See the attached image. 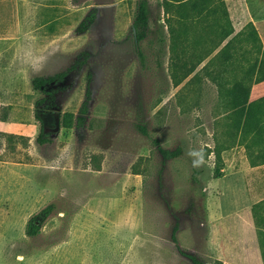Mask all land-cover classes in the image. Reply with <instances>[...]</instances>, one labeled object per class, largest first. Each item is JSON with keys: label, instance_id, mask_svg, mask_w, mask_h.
Instances as JSON below:
<instances>
[{"label": "rangeland", "instance_id": "rangeland-1", "mask_svg": "<svg viewBox=\"0 0 264 264\" xmlns=\"http://www.w3.org/2000/svg\"><path fill=\"white\" fill-rule=\"evenodd\" d=\"M148 1L139 39V0H0V264H219L205 186L231 161L217 154L243 141L264 162V101L246 123L232 101L260 75L264 0Z\"/></svg>", "mask_w": 264, "mask_h": 264}, {"label": "crops", "instance_id": "crops-1", "mask_svg": "<svg viewBox=\"0 0 264 264\" xmlns=\"http://www.w3.org/2000/svg\"><path fill=\"white\" fill-rule=\"evenodd\" d=\"M262 95L264 80L253 85L249 100ZM221 154L231 163L205 186L208 254L222 264H264L253 214V206L264 199V163L251 162L243 141Z\"/></svg>", "mask_w": 264, "mask_h": 264}, {"label": "trees", "instance_id": "trees-1", "mask_svg": "<svg viewBox=\"0 0 264 264\" xmlns=\"http://www.w3.org/2000/svg\"><path fill=\"white\" fill-rule=\"evenodd\" d=\"M149 14H150V8H149V1L148 0H139L138 6H137V15L135 18V28L138 33V38L143 39L149 29ZM94 20V14H89L81 23L79 29L80 31H84L89 28L91 23ZM259 67V73L260 75L255 79L256 82H260L264 80V61H261L258 65ZM67 72L57 73L55 75L50 76H37L33 79V85L35 89L42 90L45 88L47 84H50L55 81L61 80ZM246 88L243 86L242 82H238L235 84V88L233 90V104L235 107H237L240 112H242V115L245 117L244 122L246 123V120L249 119L252 115V108L259 107L261 110L260 114L263 115V110L261 109V103L264 101V96L262 98H259L254 101H250V89L245 90ZM245 91V93H243ZM88 112V102L84 103V106L81 108V115L77 117V123L82 124L84 123L86 119V114ZM244 123V124H245ZM72 124V119L70 122L65 121V125L70 126ZM142 130L144 133H147L146 128L142 127ZM161 152L165 157H175L178 155L181 151V149L177 148L175 150H168L160 147ZM222 160V156L217 154V160ZM220 160V161H221ZM264 163V162H263ZM222 166H217L215 171V177H220L223 175L221 171ZM53 210V205L49 204L46 207H44L39 212L35 213L30 217V219L27 222L26 231L29 235H36L39 230L41 229L42 223L50 216L51 212ZM253 214L255 218V222L257 225V231L260 239L261 244V250L263 254L264 259V199L259 201L253 206ZM177 228L174 229L173 233V239L177 241L176 232ZM194 264H208L207 262H203L199 260L195 256H190ZM216 260V259H215ZM219 264H222L220 260H216Z\"/></svg>", "mask_w": 264, "mask_h": 264}]
</instances>
